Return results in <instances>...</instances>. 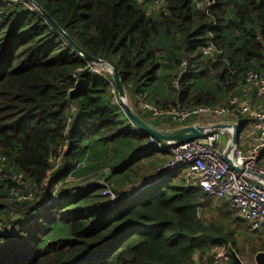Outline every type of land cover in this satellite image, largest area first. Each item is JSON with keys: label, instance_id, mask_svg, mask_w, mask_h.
Masks as SVG:
<instances>
[{"label": "trees", "instance_id": "1", "mask_svg": "<svg viewBox=\"0 0 264 264\" xmlns=\"http://www.w3.org/2000/svg\"><path fill=\"white\" fill-rule=\"evenodd\" d=\"M36 3L119 67L135 111L158 128L170 119L141 101L227 106L246 96L250 71L264 73V0H0V264H211L220 246L232 263L235 224L264 227L185 172L159 171L171 151Z\"/></svg>", "mask_w": 264, "mask_h": 264}, {"label": "built area", "instance_id": "2", "mask_svg": "<svg viewBox=\"0 0 264 264\" xmlns=\"http://www.w3.org/2000/svg\"><path fill=\"white\" fill-rule=\"evenodd\" d=\"M163 1L156 0V3L160 6ZM202 4L197 1L198 6ZM214 48L209 45L206 51L212 52ZM90 69L99 73L110 71L109 67L97 63H91ZM248 92L264 98V73L250 71L246 78V96L235 94L227 106L183 107L177 104L160 107L144 101L140 104L151 117L170 119L166 129L189 124L205 127L202 138L185 142L158 141L162 149L172 153L158 170L166 174L183 170L191 188L203 189L211 196L224 199L253 230H258L264 227V165L260 163L264 149V104H256L247 96ZM219 124L225 126H217ZM234 125L240 127L237 144L233 142ZM153 142L154 139L150 143ZM15 193L18 195L17 191ZM105 193L115 200L116 195L111 189ZM21 195L28 198L33 192ZM211 264H232L229 249L220 250Z\"/></svg>", "mask_w": 264, "mask_h": 264}, {"label": "water", "instance_id": "3", "mask_svg": "<svg viewBox=\"0 0 264 264\" xmlns=\"http://www.w3.org/2000/svg\"><path fill=\"white\" fill-rule=\"evenodd\" d=\"M36 5L38 4L36 3ZM39 8L42 9L43 13L48 17V19H50L54 23V25L66 36L68 41L72 45H74V47L85 57L86 61L109 67V70L113 75L115 84L117 85L119 89L120 99L124 103V106L126 107L128 115L135 121L137 126L142 131L153 136L160 142H169V141L185 142V141L195 139V138H202L204 136L205 127L202 125L189 124V125L180 126V127L161 129L149 123L145 118L139 115L125 100L127 99V91H126L124 82L122 80L121 71L119 67L110 61H107L100 57H96L90 54L89 52H87L77 42H75L71 38L70 35H68L65 32V30L57 23V21L46 10H44L41 6H39ZM217 126L224 127L225 124H219ZM239 133H240V127L238 125H234L233 142L235 144L239 142ZM238 169L242 170L239 167ZM232 257H233L232 264H252V263L244 262L236 250L232 251ZM255 264H264V250L259 251L255 255Z\"/></svg>", "mask_w": 264, "mask_h": 264}, {"label": "rangeland", "instance_id": "4", "mask_svg": "<svg viewBox=\"0 0 264 264\" xmlns=\"http://www.w3.org/2000/svg\"><path fill=\"white\" fill-rule=\"evenodd\" d=\"M251 94H254V93H251ZM259 98H261V97H259ZM125 100L134 109V105L129 101L128 96H127V99H125ZM256 102H261V104L262 103L264 104V98L262 97L261 99H259V101H256ZM243 136H244V132H243ZM183 172L184 171L181 170L179 173L183 174ZM73 185H74V183H73ZM226 203H228V202H226ZM214 204L218 205V204H221V202L215 201ZM213 214H214L213 211L209 207L205 208V216L206 217L211 218L213 216ZM239 223H241V222H239ZM241 224H238V223L235 224V227L238 230V236H239L238 237L239 250L237 253L239 254V256L241 257V259L244 262L255 264V252L264 246V231L263 232L259 231V232L254 233V232H251L250 230H247L244 222ZM223 248H224L223 246H220L218 248V252L220 250H222ZM200 259H201L200 256L197 254L196 255L197 263L200 262ZM251 260H254V261H251ZM207 261H208L207 258H205L204 261L200 264H205V263H207Z\"/></svg>", "mask_w": 264, "mask_h": 264}, {"label": "crops", "instance_id": "5", "mask_svg": "<svg viewBox=\"0 0 264 264\" xmlns=\"http://www.w3.org/2000/svg\"><path fill=\"white\" fill-rule=\"evenodd\" d=\"M250 93H251V92H248L247 95L250 94ZM250 95H252V94H250ZM248 96H249V95H248ZM259 99H261V98H259ZM259 99H258V101H259ZM256 104H261V102H256Z\"/></svg>", "mask_w": 264, "mask_h": 264}, {"label": "bare ground", "instance_id": "6", "mask_svg": "<svg viewBox=\"0 0 264 264\" xmlns=\"http://www.w3.org/2000/svg\"><path fill=\"white\" fill-rule=\"evenodd\" d=\"M88 186H89V185H88ZM153 201H154V200H153ZM151 202H152V201H151ZM151 202H150V203H151ZM92 252H93V251H92ZM92 252H91V254H92ZM94 254H95V252H94ZM90 256H92V255H90Z\"/></svg>", "mask_w": 264, "mask_h": 264}]
</instances>
